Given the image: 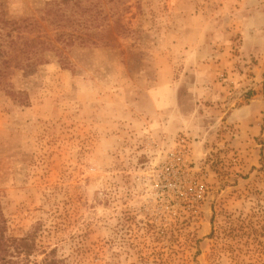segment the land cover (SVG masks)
<instances>
[{"label":"rangeland","instance_id":"rangeland-1","mask_svg":"<svg viewBox=\"0 0 264 264\" xmlns=\"http://www.w3.org/2000/svg\"><path fill=\"white\" fill-rule=\"evenodd\" d=\"M1 232L15 264H264V0H0Z\"/></svg>","mask_w":264,"mask_h":264},{"label":"trees","instance_id":"trees-1","mask_svg":"<svg viewBox=\"0 0 264 264\" xmlns=\"http://www.w3.org/2000/svg\"><path fill=\"white\" fill-rule=\"evenodd\" d=\"M8 24L14 25V22H9ZM11 42L13 44L15 43L13 41ZM37 43L44 46L46 50H48L47 48L50 47V44H47L42 41H35L33 39L30 41L27 40L24 41L23 46H25V48L22 49L20 48V52L21 54L23 53V55H21L20 59L14 63L15 68L22 70L24 69L30 70L31 67L30 64L34 63V65H41L45 62V59L42 57V53L39 56L29 54L30 52L29 47H32ZM25 60H29L32 63H28L26 66H24L23 62ZM4 63H7V60L6 61L4 60ZM10 95L14 96L13 93H10ZM0 238L2 239V245H3V248L0 246V264H15L14 261L12 260L13 252L10 251L11 249L19 250V252H23L26 256H30L33 251L32 244L29 242L28 237L12 240L11 243L15 245L14 247H12L10 241L5 237V234L3 232L0 233ZM54 254L55 252L52 251L46 257V259H44V261L40 264H64L63 260L58 259ZM31 264H39V263H31Z\"/></svg>","mask_w":264,"mask_h":264}]
</instances>
